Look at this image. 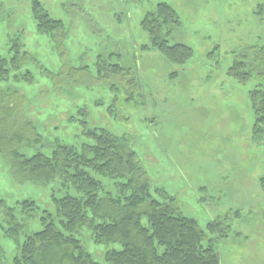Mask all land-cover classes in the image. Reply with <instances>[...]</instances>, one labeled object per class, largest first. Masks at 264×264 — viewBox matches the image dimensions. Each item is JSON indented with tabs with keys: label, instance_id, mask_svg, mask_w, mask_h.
Returning <instances> with one entry per match:
<instances>
[{
	"label": "rangeland",
	"instance_id": "374dc122",
	"mask_svg": "<svg viewBox=\"0 0 264 264\" xmlns=\"http://www.w3.org/2000/svg\"><path fill=\"white\" fill-rule=\"evenodd\" d=\"M31 1L0 0V57L8 56L15 39L37 61L20 69L32 73L31 84L0 80V89L26 96L25 114L43 137L42 145L23 152L49 153L56 142L79 146L86 128H105L136 152L151 190L174 196L208 237L207 224L228 216L231 231L240 235L217 243L222 264H264V135L252 138V83L241 85L226 74L243 48L264 45V13L258 15L264 0H39L64 23V60L52 37L37 32ZM158 2L171 5L181 20L170 41L193 50L182 66L155 48H141L149 36L140 21ZM109 54L139 81L134 100L125 99V88L115 91L97 79V57ZM62 62L77 70L57 76ZM64 191L57 181L18 183L0 157V199L9 206L31 199L39 213L51 210V196ZM3 224L0 215V244L12 258L16 246L3 237ZM40 228L38 218L29 222V231ZM77 237L101 264L106 251L121 248L95 243L88 227Z\"/></svg>",
	"mask_w": 264,
	"mask_h": 264
},
{
	"label": "trees",
	"instance_id": "16d2710c",
	"mask_svg": "<svg viewBox=\"0 0 264 264\" xmlns=\"http://www.w3.org/2000/svg\"><path fill=\"white\" fill-rule=\"evenodd\" d=\"M262 6L258 15L264 13ZM31 12L37 32L52 37L61 59H66L63 21L53 18L39 0L31 1ZM180 26L176 10L166 2H158L140 21L141 29L149 36V43L141 48H155L169 63L184 65L192 57V48L170 41ZM8 52V56L0 57V80L10 78L31 84L32 73H21L20 69L27 63H36V59L15 39L10 40ZM113 56L97 57V79L115 91L125 88V99L134 100L139 81L131 67L112 61ZM76 70L63 63L57 76ZM226 74L241 85L252 83V138L258 142L264 135V45L243 48L234 56ZM26 103L21 91L0 89V157L8 163L18 183L47 185L57 181L67 191L58 197L52 195L53 208L40 213L34 200H22L16 208L0 199V215L6 225H2V235L16 246V253L9 258L0 244V264H101L77 237L83 227L90 229L97 244L120 245L119 249L105 252L106 264H222L217 243L240 235L231 231L228 216L207 224L212 236L208 237L195 218L180 210L174 196L164 189L151 190L136 152L125 138L105 128H86L83 135L87 141L79 146L56 142L49 153L25 154L24 148L43 143L42 135L25 114ZM106 182L112 183L114 192L107 190ZM260 184L264 190V176ZM37 218L41 228L29 231V222Z\"/></svg>",
	"mask_w": 264,
	"mask_h": 264
}]
</instances>
